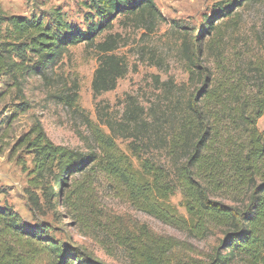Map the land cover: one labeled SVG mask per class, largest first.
Here are the masks:
<instances>
[{"label":"trees","instance_id":"obj_1","mask_svg":"<svg viewBox=\"0 0 264 264\" xmlns=\"http://www.w3.org/2000/svg\"><path fill=\"white\" fill-rule=\"evenodd\" d=\"M213 1L215 16L222 20L257 0ZM88 8L84 31L59 10L52 13L53 29L36 19L7 18L0 7V29L4 22L11 26L7 40L13 38L32 55L31 64L21 67L14 61V45L0 44V74L46 80L68 48L95 45L118 17L149 29L165 20L156 0H91ZM207 26L208 32L214 30L212 21ZM117 46L116 36L96 46L95 97L115 90L127 74L114 54ZM248 66L234 69L220 59L218 76L192 70L189 82L194 90L185 104H176L171 118L157 114V123L150 121L146 109L138 105L127 113V125L137 132L132 133L135 142L144 128L151 142L157 137V151L166 153L169 165L139 157L138 169L100 127L90 125L93 146L83 153L54 144L41 125L35 126L19 143L33 155L37 188L43 190L29 193L31 211L57 210L60 205L79 232L115 261L172 264L171 256L179 248L176 239L157 236L146 225L130 227L122 217L86 207L93 193L91 171L97 169L114 198L189 238L203 241L221 232L223 240L209 261L185 264H264V131L259 128L264 117V61ZM133 150L139 155L138 146ZM51 181L57 193L46 186ZM178 193L185 214L169 205ZM51 238L47 231L27 228L13 208L0 206V264H37L41 257L49 264H105L93 252L71 249Z\"/></svg>","mask_w":264,"mask_h":264},{"label":"rangeland","instance_id":"obj_2","mask_svg":"<svg viewBox=\"0 0 264 264\" xmlns=\"http://www.w3.org/2000/svg\"><path fill=\"white\" fill-rule=\"evenodd\" d=\"M90 2L0 0V7L7 18L36 19L53 29L52 13L59 10L69 23L86 31L85 15L90 11ZM156 5L165 20L157 22L152 29L136 20L118 17L113 29L98 37L95 45L82 43L68 48L61 62L50 68L46 80L22 73L17 78L0 74V206L13 208L27 228L47 231L51 239L71 249L93 252L105 264L129 263L122 258L115 261L107 257L94 241L79 232L60 205L57 210L31 211L29 193L41 194L43 190L37 188L33 155L27 148L19 147L21 139L29 137L39 124L54 144L87 153L86 148L93 146L92 125L110 135L138 169L139 157L169 165L166 153L157 151V137L151 142L144 128L135 142L132 137L137 132L133 133L127 125V113L138 105L146 109L150 121L157 123V114L161 118L168 113L171 118L176 104H185L194 90V84L189 82L192 70L197 73L208 70L218 76L216 66L220 59L234 69L264 61V0L245 4L231 19L222 20L215 16L213 0H156ZM208 20L214 23L215 31L206 30ZM10 30L8 22L1 25L0 44L14 45V61L21 67L30 65L32 55L17 46L19 43L13 38L7 40ZM108 36L117 37L114 54L122 60L127 74L117 82L115 90L95 97L92 83L99 67L96 46ZM199 83L197 78L196 85ZM259 128L264 131V117ZM133 145L138 146L139 155L133 152ZM91 179L93 193L86 207L122 217L130 227L146 225L157 236L176 239L179 248L171 256L172 264L207 262L218 250L223 240L220 231L207 240L191 239L114 198L97 169L91 171ZM46 186H52L57 193L53 181ZM169 205L185 214L180 193ZM37 264H49V259L41 257Z\"/></svg>","mask_w":264,"mask_h":264}]
</instances>
